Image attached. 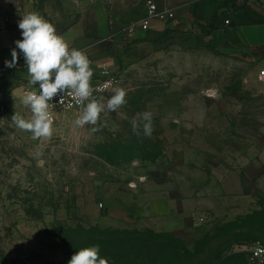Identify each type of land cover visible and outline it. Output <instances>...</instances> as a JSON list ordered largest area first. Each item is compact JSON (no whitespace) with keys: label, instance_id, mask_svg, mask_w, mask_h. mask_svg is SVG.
Listing matches in <instances>:
<instances>
[{"label":"rangeland","instance_id":"374dc122","mask_svg":"<svg viewBox=\"0 0 264 264\" xmlns=\"http://www.w3.org/2000/svg\"><path fill=\"white\" fill-rule=\"evenodd\" d=\"M114 0H0V29L38 12L62 32ZM138 58V57H137ZM264 66L222 53L191 31L166 37L122 68L127 103L96 125L63 114L33 139L0 102V261L68 264L100 246L109 264H253L264 245ZM153 113L150 137L131 120ZM95 231V232H93ZM132 236L114 241L102 232Z\"/></svg>","mask_w":264,"mask_h":264},{"label":"crops","instance_id":"0c3cea01","mask_svg":"<svg viewBox=\"0 0 264 264\" xmlns=\"http://www.w3.org/2000/svg\"><path fill=\"white\" fill-rule=\"evenodd\" d=\"M161 10H170L175 20L169 24L152 22L151 28L129 37L128 28L147 18L143 0H114L109 7L91 10L62 32H57L70 48L82 50L93 70L91 86L115 79L122 68L136 62L148 47L151 49L177 32L191 31L196 39L222 53L245 49L253 52L264 66V0H157ZM231 20V25L225 22ZM170 32V33H168ZM21 30L0 29V102L22 100L23 92L39 89L30 85L23 54L15 41ZM18 60L7 67L11 52ZM138 57V58H137ZM24 58V57H23Z\"/></svg>","mask_w":264,"mask_h":264},{"label":"clouds","instance_id":"9594fccd","mask_svg":"<svg viewBox=\"0 0 264 264\" xmlns=\"http://www.w3.org/2000/svg\"><path fill=\"white\" fill-rule=\"evenodd\" d=\"M22 39L16 40V48L23 54L26 64L29 84L39 85V91H26L22 103L30 109L31 116L26 119L19 113L11 117L17 128L28 131L33 139H50L53 135V117L49 111L51 101L62 92L71 96L76 104L82 107V112L75 120V125L84 127L96 125L101 113L105 110L116 112L127 103V93L117 88L110 98L97 99L93 96L91 86L93 70L87 55L79 49L70 48L69 43L58 35L54 25L44 19L38 12H30L18 22ZM11 61H6L7 67H14L18 60L16 49L11 52ZM64 95L59 103H64ZM54 106V105H53ZM153 113L143 111L137 118L131 120L132 130L150 137L153 132ZM100 246L94 245L79 249L73 254L68 264H109V260L100 256Z\"/></svg>","mask_w":264,"mask_h":264},{"label":"built area","instance_id":"2783aa9c","mask_svg":"<svg viewBox=\"0 0 264 264\" xmlns=\"http://www.w3.org/2000/svg\"><path fill=\"white\" fill-rule=\"evenodd\" d=\"M146 8L147 18L138 22L128 28V35L129 37H134L139 33H143L148 31L151 28L152 22H159L161 24H169L175 20V15L170 10H161L158 6L157 0H143ZM240 4H244L246 0H237ZM226 26L231 25V20H227L225 22ZM20 61H24L23 57H20ZM259 80L264 82V70L259 74ZM115 83V79L106 80L100 82L93 88L96 89L94 91L93 96L97 99H102L106 94L110 92L113 85ZM31 89L25 90L23 92V96L26 91ZM32 91H39V89H33ZM64 93H58L51 101L53 105L50 104L49 111L53 117V126L58 122L59 118L66 113H81L82 107L72 99L71 96L65 93L64 95V103L60 104L59 101ZM248 253L250 256V261L253 264H264V245L261 243H253L250 245L248 249ZM0 264H5L4 262L0 261Z\"/></svg>","mask_w":264,"mask_h":264},{"label":"trees","instance_id":"16d2710c","mask_svg":"<svg viewBox=\"0 0 264 264\" xmlns=\"http://www.w3.org/2000/svg\"><path fill=\"white\" fill-rule=\"evenodd\" d=\"M170 33V32H168ZM95 232V231H93ZM101 234V238L104 240L110 239V240H114V241H124L126 240V238H128L129 236H132L130 233H126V232H102Z\"/></svg>","mask_w":264,"mask_h":264}]
</instances>
